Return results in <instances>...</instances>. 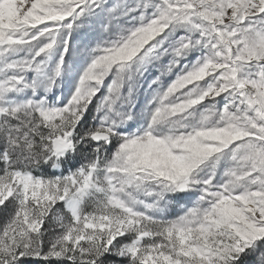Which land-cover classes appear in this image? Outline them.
<instances>
[{
	"label": "snow or ice",
	"instance_id": "6c2138e0",
	"mask_svg": "<svg viewBox=\"0 0 264 264\" xmlns=\"http://www.w3.org/2000/svg\"><path fill=\"white\" fill-rule=\"evenodd\" d=\"M0 264H264V0H0Z\"/></svg>",
	"mask_w": 264,
	"mask_h": 264
},
{
	"label": "rangeland",
	"instance_id": "374dc122",
	"mask_svg": "<svg viewBox=\"0 0 264 264\" xmlns=\"http://www.w3.org/2000/svg\"><path fill=\"white\" fill-rule=\"evenodd\" d=\"M179 212V208H174L172 210H170V216H174Z\"/></svg>",
	"mask_w": 264,
	"mask_h": 264
}]
</instances>
